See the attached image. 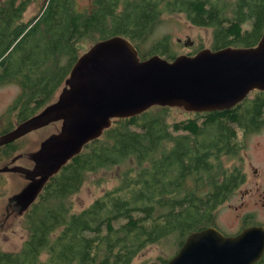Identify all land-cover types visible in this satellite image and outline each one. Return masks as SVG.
Listing matches in <instances>:
<instances>
[{"label":"trees","instance_id":"1","mask_svg":"<svg viewBox=\"0 0 264 264\" xmlns=\"http://www.w3.org/2000/svg\"><path fill=\"white\" fill-rule=\"evenodd\" d=\"M28 4L0 1V85L19 87L8 111L16 124L57 98L82 43L119 35L141 59L157 54L172 60L168 36L141 48L163 14L211 28L212 50L255 46L264 26V0H93L88 11L74 0H46L38 18L23 23ZM177 109L185 111L152 106L113 119L47 180L23 213L27 237L18 250H0V264H135L151 244L169 243L172 256L189 233L215 227L219 206L245 182L242 167L225 166V160L264 127V92L252 91L229 109L185 111L186 117L169 120ZM15 142L0 146V159ZM129 160L133 166L114 186L72 211L69 198L88 173ZM254 264H264V254Z\"/></svg>","mask_w":264,"mask_h":264},{"label":"water","instance_id":"2","mask_svg":"<svg viewBox=\"0 0 264 264\" xmlns=\"http://www.w3.org/2000/svg\"><path fill=\"white\" fill-rule=\"evenodd\" d=\"M255 90L264 92V26L255 46L202 48L172 60L157 54L141 59L127 38L111 36L78 57L53 102L0 134L2 146L63 120L60 132L43 140L34 152L33 168L4 166L0 172L23 174L31 181L15 196L29 205L47 180L100 137L113 119L152 106L196 113L229 109ZM263 254L264 225L246 226L233 235L208 226L189 233L163 264H254Z\"/></svg>","mask_w":264,"mask_h":264},{"label":"rangeland","instance_id":"3","mask_svg":"<svg viewBox=\"0 0 264 264\" xmlns=\"http://www.w3.org/2000/svg\"><path fill=\"white\" fill-rule=\"evenodd\" d=\"M224 1L229 4L232 0ZM74 2L79 10L87 11L93 4L91 0H74ZM45 3L46 0H29L28 7L22 16L23 23L41 14ZM163 36L169 37L172 51L176 55L194 52L201 48H210L212 44L211 28L193 26L181 14H163L161 22L141 48L148 50L154 41ZM187 39L193 41L192 46L183 44ZM90 46L89 42L82 43L80 54L86 52ZM18 93L19 87L14 83L0 85V127L10 126V123L12 126L16 125L15 113H8V111ZM186 116L185 111L177 109L173 111L169 120ZM56 127L57 124L51 122L16 140L11 147L15 150L11 152L8 149L7 155L0 159V168L7 166L12 157L14 164L25 168L31 167L34 152L39 149L46 136L56 131ZM244 142L245 147L239 151L237 156L225 160V166L240 165L245 173V182L225 203L219 206L216 212L215 227L225 235L236 234L245 226L264 225L262 194L264 190V127L257 132L248 134ZM132 166V161L129 160L110 168L88 173L81 189L69 198L72 211H79L86 207L95 197L114 186L123 170ZM26 183L22 174L15 172L0 174V250H18L27 237L28 231L24 226L23 212L18 210L19 212L16 211L13 214L8 213V208L9 210L16 209L14 204L9 205V203L25 188ZM247 189L250 195L243 197ZM168 245L169 243L151 244L145 247L135 258L134 263L153 262L161 256L171 257L172 251Z\"/></svg>","mask_w":264,"mask_h":264},{"label":"flooded vegetation","instance_id":"4","mask_svg":"<svg viewBox=\"0 0 264 264\" xmlns=\"http://www.w3.org/2000/svg\"><path fill=\"white\" fill-rule=\"evenodd\" d=\"M91 1H93V0H91ZM178 41H180V39H178ZM189 41H191V40H189V39H187V40H185L184 42H183V44L185 45V42H187V45H185V46H192V44H193V41H191L192 42V44H190L189 43ZM202 49V48H201ZM200 49H197V50H195L194 51V53H192V52H189V53H184V54H188V55H193V54H195L197 51H199ZM138 53V52H137ZM178 55H181V54H177L176 56H178ZM139 56V55H138ZM175 56V57H176ZM64 86V85H63ZM62 89V88H61ZM60 92H61V90H60ZM59 92V93H60ZM59 95V94H58ZM62 122H63V120L62 119H60V120H58V121H54V123L55 124H57V127H56V131H54L52 134H56V133H59L60 132V130H61V126H62ZM16 125H18V123L16 124ZM16 125H14V126H12V128H10V129H7L8 128V126H3V127H0V134H3V133H5V132H7V131H9V130H11V129H13ZM51 135V134H50ZM50 135H48V136H46V138H48ZM46 138H44V140L46 139ZM18 140V139H17ZM16 141V140H15ZM12 143V142H11ZM13 143H14V141H13ZM10 144V143H9ZM3 146V145H2ZM37 151V150H36ZM35 151V152H36ZM12 159H13V157L11 158V160L7 163V166H9V167H11V166H14V165H16V164H14L13 162L14 161H12ZM35 166V163L33 162V164H32V166L31 167H26V168H33ZM255 172H256V170H254ZM1 173H6V172H0V174ZM23 175V174H22ZM24 176V175H23ZM25 177V176H24ZM26 179V178H25ZM26 181H27V183H26V185L25 186H27L28 184H30L31 183V181H29L28 179H26ZM24 186V187H25ZM262 194H263V198H264V190H263V192H262ZM250 195V193H249V190L247 189L245 192H244V196L243 197H248ZM36 199V198H35ZM34 199V200H35ZM26 202H27V200L26 199H24L23 197H15V199L14 200H11L10 201V203H9V205H11V204H14V206H16V209L15 210H9V208H8V213H10V214H13V212H25V210L30 206V204L29 205H27L26 204ZM19 210V211H18Z\"/></svg>","mask_w":264,"mask_h":264}]
</instances>
